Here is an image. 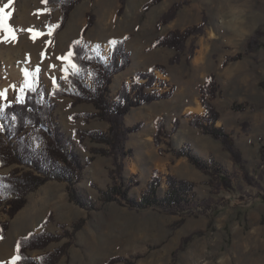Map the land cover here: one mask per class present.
<instances>
[{"label": "rangeland", "instance_id": "374dc122", "mask_svg": "<svg viewBox=\"0 0 264 264\" xmlns=\"http://www.w3.org/2000/svg\"><path fill=\"white\" fill-rule=\"evenodd\" d=\"M151 1L126 0L123 13H120L121 0H85L71 12L65 29L52 38L51 26H58L61 21L57 6H52L54 11L49 13L46 0H0V9L3 10L0 17L7 16L5 23L14 30L16 37L14 40L8 38L0 28V50L18 49L27 57L24 62H29L21 80H12L7 78L0 59V105L5 99H16V89L26 74L35 68L41 70V94L50 95L59 79L69 71L65 55L71 43L80 38L88 14H92L95 24L86 40L90 43L89 48L96 50L105 63L109 62V40L130 37L126 48L131 53L132 64L115 77L111 86V101L116 100L123 83L135 77L137 72H146L154 65L161 64L167 66L168 74L156 71L160 80L178 89L182 85L191 87L188 94L181 96L178 92L174 97L181 110L186 103L194 104L195 91L206 83L211 74H215L222 89L215 102L217 109L224 117L234 115L239 121L234 123L235 126L239 125V134L248 132V129L250 131L251 123L248 121L258 113H264V90L260 86L264 80V36L259 37L260 46L243 60L231 62L226 67L223 63L228 57L245 53L249 40L258 31L264 35V0H163L146 10L145 5ZM180 2L186 4L177 17L168 25L158 28L162 16ZM14 3L16 8L13 7ZM28 15L34 16V26H29L23 20ZM204 16L207 18L204 33L190 38L183 53L169 48L152 49L157 38L174 30L183 31L187 27L201 25ZM199 21L200 24H197ZM31 28L36 29L32 31ZM37 31L42 34L34 39L33 33ZM192 45L196 49L190 59ZM202 49L206 50L207 55L199 64H193L195 55H199ZM176 55H180L181 62L170 65V60ZM52 100L57 106L54 117L65 135V147L76 151L86 164L77 189L90 206L82 208L71 202L67 183L53 180L29 194L26 206L13 219L0 207V264H13V261L16 264V243L21 237L40 232L60 235L65 230L72 233L73 225L82 220L84 224L78 232H73L71 239L64 237L45 249L30 250L28 255L41 263L46 255L71 243L67 254L58 264H107L115 257L131 259L137 256L140 258L135 264H264V164L260 157L264 139L259 141V148L256 141L248 145L247 158L239 147L245 168L236 164L237 170L231 176L227 173L232 179L233 191L222 186V177L208 175L192 164L206 179L199 186L196 197L199 204L192 214H171L160 208H130L116 201L104 204L102 195L113 184L110 175L114 168L113 158L96 156L95 161L87 165V159L93 156L91 149L104 145L93 143L90 139L81 141L76 130L106 132L109 124L98 119L86 122L84 117H72L74 113H96L91 104L72 108L71 98L61 96ZM235 103L246 104L248 108L245 112L237 113L233 111ZM187 113L192 117L199 116L194 112ZM177 115L175 112L174 119ZM150 117L145 107L133 109L126 117L127 127L140 123L138 119ZM181 119H184V115H181ZM244 124L248 125L246 129ZM258 133L254 131L250 137H256ZM138 142L136 136L130 141L137 152ZM178 142L179 138L173 140L175 148H179ZM167 150H171L169 146ZM131 158L124 160L126 183L134 176L130 173V167L137 157ZM12 169H3L0 174H9ZM139 178L142 184L130 192L131 197L138 200L149 183L147 165L141 164ZM166 190L162 185L160 198L164 197ZM204 200L210 201L206 209L200 204ZM50 213L53 214L51 221L45 225ZM4 222L9 223L5 236L1 229ZM189 236L193 238L186 241Z\"/></svg>", "mask_w": 264, "mask_h": 264}, {"label": "trees", "instance_id": "16d2710c", "mask_svg": "<svg viewBox=\"0 0 264 264\" xmlns=\"http://www.w3.org/2000/svg\"><path fill=\"white\" fill-rule=\"evenodd\" d=\"M83 1L85 0H46L47 12L54 11L52 6H57L61 12L59 25L51 26L53 28L52 38L65 29L71 12ZM162 1L152 0L145 5V9L149 10ZM15 3L14 8H16ZM125 4L126 0H121L120 13H123ZM185 4L181 2L174 4L162 16L158 28L172 22ZM94 24V15L88 14L87 23L81 31L80 38L71 43L65 55L69 64V71L65 72L59 79L50 95L41 94L39 87L41 70L35 68L26 74L23 82L16 89V99H5L0 105V171L13 168L9 174H0V207H3L5 214L13 219L26 206L29 194L36 192L43 185L53 180L67 183L71 202L82 208L90 206L84 201L77 189V185L83 179L86 164L83 163L76 151L65 147V135L54 117L57 106L52 98L64 96L73 100L72 108L82 104H91L97 110L96 113L92 114L74 113L72 115L74 119L84 117L86 122L98 119L110 126L107 132L76 130L81 141L90 139L93 143L104 145V147L91 149L93 156L87 159V165L93 163L96 156L113 158L114 168L110 171L113 184L102 195L104 204L116 201L130 208H160L171 214H192L199 204L196 199V184L168 175L167 190L164 197L160 198L159 190L163 180L158 171H154L147 189L139 200L131 197V190L139 187L141 181L137 175L131 177L127 183L125 181L123 175L124 160L133 157L134 154L132 149H127L126 142L130 134L141 130L142 124L138 123L132 127H127L124 118L135 108L172 98L176 92V86L157 77L156 71H160L164 75L168 74L166 65L157 64L146 72H137L131 83L124 82L117 93L116 100L111 101V86L115 77L125 72L132 64L131 53L126 48L127 40L130 37L109 40V62L105 63L96 50L89 48L90 43L86 40L89 30ZM206 25L207 18L204 16L201 25L189 27L183 31L174 30L164 37L157 38L152 49L169 48L181 54L186 50L188 40L201 36ZM261 36H264L263 33L258 31L249 40L246 52L228 57L223 66L226 67L231 62L243 60L246 55L254 52L260 46L259 37ZM113 41L116 43L113 44ZM195 49L196 46L192 45L189 50L190 59L194 56ZM180 62V55H176L169 64L177 65ZM260 86L264 90V80L261 81ZM158 88H167V90L161 92ZM220 94L221 88L217 76L211 74L201 87L200 101L205 110L204 116L192 117L188 115L187 117L191 118L193 127L201 129L216 140H220L225 149L231 153L235 164L244 169L245 161L235 139L223 127H217L221 113L213 101ZM247 108L248 105L246 104L235 103L233 106V110L239 112H245ZM174 124L176 132L180 126V121L176 119ZM155 125V143L157 146H161L164 139L171 138V134L166 130L163 121L157 120ZM245 126L248 125L244 124L243 127L245 128ZM168 146L171 150L161 149V153L172 151L177 158L186 157L200 171L215 177H222V186L233 191L234 186L231 177L216 162L204 161L190 149L182 148L175 151L172 149L171 142L168 143ZM260 157L264 164V148L260 151ZM245 178L249 179L246 171ZM209 202V200H204L200 204L206 209L209 207ZM52 216L53 214L50 213L45 225L51 221ZM83 224L84 220L75 223L73 232H78ZM1 229L3 236H5L9 229V223L4 222ZM73 232L70 233L65 230L60 235L46 232L29 233L26 237H21L16 243V252L19 258L16 260V264H58L60 259L67 254L71 243L49 253L41 260V263L33 260L28 255V251L45 249L52 243L60 242L64 237L71 239ZM192 238L189 236V240L186 239V241H190ZM139 258L140 256L131 259L115 257L107 264L119 262L135 264Z\"/></svg>", "mask_w": 264, "mask_h": 264}, {"label": "crops", "instance_id": "0c3cea01", "mask_svg": "<svg viewBox=\"0 0 264 264\" xmlns=\"http://www.w3.org/2000/svg\"><path fill=\"white\" fill-rule=\"evenodd\" d=\"M196 23L200 24V21ZM198 56L199 55H195V59L192 61L193 64L196 62ZM134 79L135 77L129 79L131 80L130 82L129 80H127L126 82L131 83L132 80ZM202 85L200 86L199 89H197V91H195V96L193 99L194 104L186 103V105L181 110L178 107L176 101L174 100V97H176V94L178 92H180L181 96L188 94L189 90H191L190 86L188 87L182 85V87L179 89L177 87L176 92L174 93L173 97L170 99L156 101L149 105L140 107V108L145 107V109L148 112H150L151 117L146 120L138 119L142 124V128L139 132L130 134L129 139L127 141V148H130L134 151V156L131 159H135L137 157V159H135L131 164L130 167L131 175L133 174L140 177L141 164H145L148 166V173H149L148 181L151 180L154 171H158L160 176H162V180H163L162 185H164L167 188L168 187L166 183L167 176L172 175L178 179L195 183L196 184L195 192L197 196V193L200 188L199 186L203 184L204 181L206 182V179L203 178L204 174L201 173L199 170H197L195 167H193V165L189 162L187 158L183 157L178 159L175 158L173 153L170 152L164 154L161 153L160 148L167 150L168 149L167 143L170 142L172 143L173 150L179 151L182 148L190 149L193 151L194 154H196L202 160L207 162H216L230 176L233 174L235 170H237V165L235 164V162H233L231 154L224 148L223 143L220 140H216L210 135L205 134L201 129L193 127L191 125V118L187 117L189 115L187 112L188 111L193 112L191 111V109L195 107L199 109L198 112H194L195 115L204 116L205 114V110L200 101ZM158 89L161 92L166 91V89L163 88H158ZM221 93H222V89H221ZM217 99L213 101L215 107H216L215 102L217 101ZM175 112L178 114L175 119L180 120V127L176 132L174 130ZM235 112L239 113V111H235ZM181 115H184V119H181ZM126 117L124 118L125 124L127 121ZM157 120L163 121L166 130L171 134V138H166L164 140V143L160 147L156 146L154 140L156 134L155 122ZM238 122L239 121H237L234 118L233 114H228L227 117H224V115L221 114V119L217 123V127H223L226 132L231 134V136L235 139L237 146L242 149L243 153L245 154V157L247 158L246 150L248 145L250 146L251 142L256 141L258 143V148H259V141L264 139V113H258L253 117L252 120L248 121L249 123H251V130L249 131L248 129V132L246 133L242 132V134H239V125L235 126L234 124ZM146 123L148 124V129L144 130ZM126 126L128 125L126 124ZM254 131H259V133L256 135V137H250V135L254 133ZM134 136H136V138L139 141L137 143L138 152L135 148H133L132 145H130V141ZM176 138H179V142H178L179 148H175L173 146V140ZM145 145L147 146V149Z\"/></svg>", "mask_w": 264, "mask_h": 264}, {"label": "bare ground", "instance_id": "6f19581e", "mask_svg": "<svg viewBox=\"0 0 264 264\" xmlns=\"http://www.w3.org/2000/svg\"><path fill=\"white\" fill-rule=\"evenodd\" d=\"M33 18H34L33 15H28V16L24 17L23 20L25 22H28L29 26H34V24L36 22L32 21ZM35 29L36 28H31L32 31H35ZM205 51H206L205 49L201 50V52L199 53V56L195 62L196 64H199L200 60L203 59ZM0 59H2L4 71L7 72L6 73L7 78H11L12 80L13 79L21 80V77L26 72V70L29 66V62H24V60H26L27 57L21 51H18V49L10 48V49H6V50H3V49L0 50ZM191 111L198 112L199 109H197L195 107V108H192Z\"/></svg>", "mask_w": 264, "mask_h": 264}, {"label": "snow or ice", "instance_id": "6c2138e0", "mask_svg": "<svg viewBox=\"0 0 264 264\" xmlns=\"http://www.w3.org/2000/svg\"><path fill=\"white\" fill-rule=\"evenodd\" d=\"M3 10L2 9H0V12H2ZM7 20V16H3V17H0V28H3V30L7 33V35H8V38H10V39H15L16 37H15V35H14V30H11V29H9L8 27H7V25H6V23H5V21ZM42 33H40V32H34L33 33V38L35 39L37 36H39V35H41ZM113 44H115L116 42L115 41H113L112 42ZM69 55H71V54H69ZM61 59H64L63 57L61 58ZM19 250V249H18ZM17 259H19L18 257H17ZM13 264H15V261H13Z\"/></svg>", "mask_w": 264, "mask_h": 264}]
</instances>
